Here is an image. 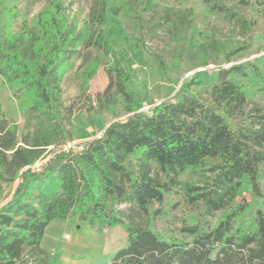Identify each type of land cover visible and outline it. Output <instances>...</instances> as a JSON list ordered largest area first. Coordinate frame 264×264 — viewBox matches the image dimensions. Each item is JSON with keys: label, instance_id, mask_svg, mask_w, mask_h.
Listing matches in <instances>:
<instances>
[{"label": "trees", "instance_id": "obj_1", "mask_svg": "<svg viewBox=\"0 0 264 264\" xmlns=\"http://www.w3.org/2000/svg\"><path fill=\"white\" fill-rule=\"evenodd\" d=\"M17 0H0V84L40 122L23 136L0 109V197L3 185L18 184L0 207V264H64L41 247L54 221L74 225L121 226L125 246L107 264H264V212L253 208L246 222L239 218L248 194L264 202V106H247L242 86L231 79L245 75L243 65L216 72L211 85L194 80L177 97L134 113L131 73L113 55L107 84L88 112L116 117L114 109L132 116L111 123L100 137L79 150L50 157L38 172L34 165L49 147L73 140L65 120L71 108L61 102V80L80 48L109 55L100 30L77 29L65 14L64 0H48L32 20L17 22ZM212 9L241 29L251 25L221 4ZM117 10L100 5L93 23L102 26ZM226 58L237 55L233 49ZM162 67V64H160ZM101 67L93 58L83 71L84 84ZM88 100L90 98L88 97ZM185 174L198 183L180 181ZM181 192L187 205L212 217L208 228L179 229L180 238H165L151 226L158 212L148 208L164 196Z\"/></svg>", "mask_w": 264, "mask_h": 264}, {"label": "rangeland", "instance_id": "obj_2", "mask_svg": "<svg viewBox=\"0 0 264 264\" xmlns=\"http://www.w3.org/2000/svg\"><path fill=\"white\" fill-rule=\"evenodd\" d=\"M103 2L116 9L117 14H109L103 25L96 28L93 20ZM47 3L48 0H17L13 3L17 22L22 18L32 20ZM217 4L245 20L251 29H241L230 18L215 12L211 7ZM64 6L65 14L77 29L87 33L101 31L110 54L81 47L79 54L70 60L61 80V102L72 111L65 126L73 140L47 148L29 167L32 171L38 172L52 155L68 149L79 150L100 137L111 123L132 116L122 111V104L114 109V118L106 113L88 112L89 103L95 106V96L107 84L106 70L112 66L111 55L131 73L128 87L134 93V113L150 115L155 106L174 100L182 85L194 80L211 85L218 70L232 65L245 67L243 77L235 75L231 79L242 86L247 106H264V0H64ZM234 48L238 53L227 62ZM93 58L101 60V67L84 84L83 71ZM0 109L17 126L19 139L40 128L39 120L26 112L2 84ZM180 181L199 182L191 174L181 176ZM17 184L18 179L3 185L0 207L11 199ZM242 199L249 206L239 222H246L253 208L264 212L263 200L251 202L245 193L236 204L242 203ZM148 212H158L150 226L163 238L169 232L180 238L178 231L184 226L213 227L225 214L206 217L200 208H190L181 192L165 195ZM125 243L126 234L121 226L89 227L54 221L45 230L41 247L64 264H107Z\"/></svg>", "mask_w": 264, "mask_h": 264}]
</instances>
